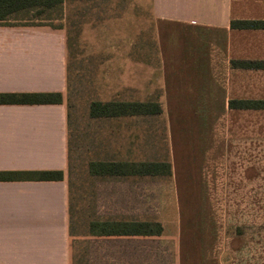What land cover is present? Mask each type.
<instances>
[{"label": "crops", "instance_id": "crops-1", "mask_svg": "<svg viewBox=\"0 0 264 264\" xmlns=\"http://www.w3.org/2000/svg\"><path fill=\"white\" fill-rule=\"evenodd\" d=\"M76 3L80 13L149 15L173 178L179 148L183 156L205 159L199 172L210 182L225 166L253 173L254 160L264 157V107L237 103L264 102V26L238 23L264 22V0H124L98 9ZM66 54L63 27L0 25V93L62 95L57 104L0 103V172H62L57 181L0 180V264H74ZM183 180L190 185L191 176ZM217 201L197 202L208 223L201 236L179 238L178 221L175 230L162 223L159 236L167 237L172 255L163 264H181L180 252L187 254L183 264H197L199 255L202 264H264L259 235L220 229ZM126 250L115 264H153L128 260L132 250Z\"/></svg>", "mask_w": 264, "mask_h": 264}, {"label": "rangeland", "instance_id": "rangeland-1", "mask_svg": "<svg viewBox=\"0 0 264 264\" xmlns=\"http://www.w3.org/2000/svg\"><path fill=\"white\" fill-rule=\"evenodd\" d=\"M76 5V0H65L61 8L42 13L37 10L18 12L7 20L10 24L44 22L63 27L66 34L67 92L64 102L69 112L67 181L73 263L115 264L124 261L125 245L126 251L132 250L129 256L127 254L128 260L153 264L169 262L172 255L169 248H165L167 237L132 240L96 237L90 234L89 225L96 221L127 218L157 221L161 226L165 223L175 230L178 221L179 238L201 236L208 223L197 202L204 199L218 200L213 209L221 215L220 229L231 230L237 235H259L255 241L264 246L262 154L254 160L253 173L245 174L240 167L225 166L219 174H212V182L209 174L199 172V165L204 164L205 159L183 156L180 148L175 151L177 180L172 173L144 177L90 174L91 162L171 165V158L162 113L89 116L91 102L158 103L160 90L156 82L155 42L149 15L80 13ZM84 5L97 9L120 7L124 0H84ZM260 151H264L262 144ZM162 170L165 173V169ZM189 175L190 185L183 183L184 177ZM178 213L180 218H177ZM185 256L186 253H179L181 264L187 262ZM192 256L196 258L197 254ZM200 258L201 255L197 264L203 263Z\"/></svg>", "mask_w": 264, "mask_h": 264}, {"label": "trees", "instance_id": "trees-1", "mask_svg": "<svg viewBox=\"0 0 264 264\" xmlns=\"http://www.w3.org/2000/svg\"><path fill=\"white\" fill-rule=\"evenodd\" d=\"M63 0H0V25H11L7 23L8 18L18 12L33 11L44 12L61 8ZM240 26H264V22H239ZM12 25H49L48 23H14ZM234 25V24H233ZM53 27V26H52ZM62 102L60 93H0V103L15 104H57ZM238 106L264 107V102H239ZM162 112L158 103L141 102H91L89 116L99 117H122L133 115H157ZM165 169V173L162 169ZM89 172L93 176H155L170 175L169 163L141 162H91ZM30 178L43 181H57L62 179V172L59 170L31 171V172H0V180H18ZM89 232L97 237H129L159 236L162 233V226L157 221H96L89 225Z\"/></svg>", "mask_w": 264, "mask_h": 264}]
</instances>
